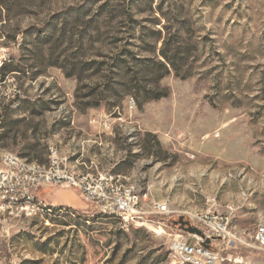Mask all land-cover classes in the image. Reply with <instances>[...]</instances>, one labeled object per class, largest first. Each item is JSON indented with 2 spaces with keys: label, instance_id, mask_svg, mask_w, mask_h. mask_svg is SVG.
Instances as JSON below:
<instances>
[{
  "label": "rangeland",
  "instance_id": "1",
  "mask_svg": "<svg viewBox=\"0 0 264 264\" xmlns=\"http://www.w3.org/2000/svg\"><path fill=\"white\" fill-rule=\"evenodd\" d=\"M0 1V152L138 179L173 231L220 214L212 249L264 264V0ZM52 194L78 209L1 211L0 264H182L171 237Z\"/></svg>",
  "mask_w": 264,
  "mask_h": 264
},
{
  "label": "built area",
  "instance_id": "2",
  "mask_svg": "<svg viewBox=\"0 0 264 264\" xmlns=\"http://www.w3.org/2000/svg\"><path fill=\"white\" fill-rule=\"evenodd\" d=\"M48 153H51V148ZM70 171L67 159H57L53 153L52 160L45 164L32 161V167H24L21 161L14 160V153L0 152V213L8 211V215L30 216L35 210L26 207V199H34L37 203L41 187L68 188L74 190L94 211L116 212L124 225H145L157 236L171 237L170 253L182 264H188V260L202 264H223L226 261L245 264L242 259H228L212 249L213 242L225 241L230 236L229 226H225L227 218L220 214L205 211L200 218L184 217L201 230L203 239L179 230L173 231L162 217L180 213L165 209L166 195L162 200H155L150 187H143L136 179L132 182V190H124V197L113 198L106 188L107 174L110 173H81L82 181H71ZM121 180L127 179L123 175L115 178L119 188ZM16 200H24V207H16ZM135 207H142V214H135ZM205 240L209 241L208 247L203 245ZM253 241L264 250V228L256 227Z\"/></svg>",
  "mask_w": 264,
  "mask_h": 264
},
{
  "label": "bare ground",
  "instance_id": "3",
  "mask_svg": "<svg viewBox=\"0 0 264 264\" xmlns=\"http://www.w3.org/2000/svg\"><path fill=\"white\" fill-rule=\"evenodd\" d=\"M51 148V153H48V160H52V153L57 156V159H61L60 156L58 155L57 149L55 147H50ZM14 160L15 161H21V164L24 167H32V162L27 161L26 159H23L21 157H18L14 154ZM72 170V169H71ZM102 173V172H101ZM118 174H107V179H106V188L107 192L112 195L113 198H121L124 197V190H132V181L130 177L123 175L124 179L127 180H121L120 181V188L118 187V183L115 182V178H118ZM70 180L71 181H82V174L80 172H77L75 170L70 171ZM34 199H26V207H31L32 202ZM16 205H20L19 207H24V200H16ZM167 200L165 202V209L167 208ZM96 213L102 214L105 216L109 217H116L121 220V216L117 215L116 212H103V210H96ZM135 214H142V207H135ZM203 216V212H200L198 214L193 215L191 218H200ZM227 221V220H226ZM225 221V226H228V221ZM145 226V225H142ZM258 228H264V223H260ZM188 264H202L201 262H196L195 260H188Z\"/></svg>",
  "mask_w": 264,
  "mask_h": 264
},
{
  "label": "crops",
  "instance_id": "4",
  "mask_svg": "<svg viewBox=\"0 0 264 264\" xmlns=\"http://www.w3.org/2000/svg\"><path fill=\"white\" fill-rule=\"evenodd\" d=\"M42 191H45L46 194H42ZM51 192L52 193L53 192L63 193L64 195H75L76 197L79 198V196L77 195V193L74 190L68 189V188H58V187L43 186L38 191V197H39V199H41L45 203L50 204V205L55 206V207H64V208H68V209H70L72 211H76V210L71 209L70 207L75 208V209H78L79 205L69 204L70 201L68 199H65V198H62V199H64V201L66 203H68L66 206H56L55 203H49V202H47L46 199H45L46 196H49L50 198H54L53 197V194ZM50 194H52V195H50ZM82 204L83 203H81L80 206Z\"/></svg>",
  "mask_w": 264,
  "mask_h": 264
},
{
  "label": "water",
  "instance_id": "5",
  "mask_svg": "<svg viewBox=\"0 0 264 264\" xmlns=\"http://www.w3.org/2000/svg\"><path fill=\"white\" fill-rule=\"evenodd\" d=\"M172 224L173 226L177 227L178 230H180L183 233L193 234V235L201 237L202 239L204 238L201 230L191 225L189 221L184 220L183 216H179L176 221L172 222ZM208 244H209V241L205 240L203 245L205 247H208Z\"/></svg>",
  "mask_w": 264,
  "mask_h": 264
},
{
  "label": "trees",
  "instance_id": "6",
  "mask_svg": "<svg viewBox=\"0 0 264 264\" xmlns=\"http://www.w3.org/2000/svg\"><path fill=\"white\" fill-rule=\"evenodd\" d=\"M5 10H8L6 9V7H4V3H2V1H0V18L2 16V11H5ZM162 97H167V93L163 94V95H154L153 97H151L152 100H157V99H160Z\"/></svg>",
  "mask_w": 264,
  "mask_h": 264
}]
</instances>
